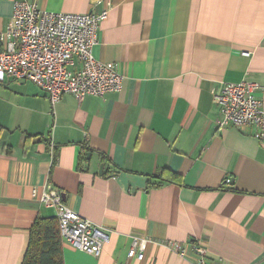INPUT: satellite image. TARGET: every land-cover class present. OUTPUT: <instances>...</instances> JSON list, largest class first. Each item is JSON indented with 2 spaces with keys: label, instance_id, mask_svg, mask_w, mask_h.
Wrapping results in <instances>:
<instances>
[{
  "label": "crops",
  "instance_id": "obj_1",
  "mask_svg": "<svg viewBox=\"0 0 264 264\" xmlns=\"http://www.w3.org/2000/svg\"><path fill=\"white\" fill-rule=\"evenodd\" d=\"M108 1L37 3L85 14ZM112 3L94 56L117 64L121 92L53 106L29 81L0 83V264H23L35 222L56 218L33 198L49 183L109 236L99 256L62 241L64 264H191L168 245L191 255L195 242L215 264H264V141L220 129L213 95L249 80L264 104V0ZM13 15L0 0V51ZM141 239L144 259H129Z\"/></svg>",
  "mask_w": 264,
  "mask_h": 264
},
{
  "label": "built area",
  "instance_id": "obj_2",
  "mask_svg": "<svg viewBox=\"0 0 264 264\" xmlns=\"http://www.w3.org/2000/svg\"><path fill=\"white\" fill-rule=\"evenodd\" d=\"M13 1L14 15L3 34L9 39L8 49L0 51L1 84L29 81L46 92L53 106L66 94L82 101L89 96L103 98L123 90L126 76L117 64L99 61L94 56L101 24L113 8L112 0L106 8L85 14L50 12L42 9L37 0ZM261 90L260 84L249 80L226 83L215 89L214 103L221 113L220 129L256 128L255 137L264 141V104L258 97ZM230 182L228 178L227 183ZM33 198L56 212L63 242L93 256L101 254L109 241L106 230L71 210L55 186L49 183L41 190L35 188ZM148 243L147 239L135 240L129 259L142 261ZM136 245L140 247L139 254ZM168 247L181 258L192 259L191 264H215L197 242L193 243L191 255L180 244L170 243Z\"/></svg>",
  "mask_w": 264,
  "mask_h": 264
},
{
  "label": "trees",
  "instance_id": "obj_3",
  "mask_svg": "<svg viewBox=\"0 0 264 264\" xmlns=\"http://www.w3.org/2000/svg\"><path fill=\"white\" fill-rule=\"evenodd\" d=\"M23 264H64L57 217L35 222Z\"/></svg>",
  "mask_w": 264,
  "mask_h": 264
},
{
  "label": "water",
  "instance_id": "obj_4",
  "mask_svg": "<svg viewBox=\"0 0 264 264\" xmlns=\"http://www.w3.org/2000/svg\"><path fill=\"white\" fill-rule=\"evenodd\" d=\"M63 199H64V196H63Z\"/></svg>",
  "mask_w": 264,
  "mask_h": 264
}]
</instances>
